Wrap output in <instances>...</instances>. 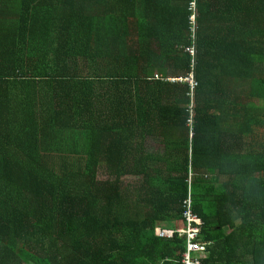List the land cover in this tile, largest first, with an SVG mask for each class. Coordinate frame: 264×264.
<instances>
[{"label": "trees", "instance_id": "16d2710c", "mask_svg": "<svg viewBox=\"0 0 264 264\" xmlns=\"http://www.w3.org/2000/svg\"><path fill=\"white\" fill-rule=\"evenodd\" d=\"M191 174L204 264H264V0H0V264H183Z\"/></svg>", "mask_w": 264, "mask_h": 264}, {"label": "built area", "instance_id": "2783aa9c", "mask_svg": "<svg viewBox=\"0 0 264 264\" xmlns=\"http://www.w3.org/2000/svg\"><path fill=\"white\" fill-rule=\"evenodd\" d=\"M196 5V4H195ZM194 5V6H195ZM196 10V6L194 7ZM197 16L192 17L193 32L194 37L196 38V34L198 31L197 27ZM193 58L194 63L196 64L198 49L196 46L192 48H188L187 50ZM187 81L192 86V97H194L196 87L198 86V82L196 81L195 75L192 74L190 78H187ZM191 112L190 123L193 125L194 118L196 116L195 106H191L189 108ZM194 134V133H193ZM194 174H191L189 179V197L184 202V220L185 226L183 228H164L157 226L155 228V233L158 237L161 238H175L176 235H180V237L187 238V252H185L183 257V264H204V260L209 255V246L210 243L202 241V228L204 226V222L202 218L195 212L194 209V197H193V182H194Z\"/></svg>", "mask_w": 264, "mask_h": 264}, {"label": "rangeland", "instance_id": "374dc122", "mask_svg": "<svg viewBox=\"0 0 264 264\" xmlns=\"http://www.w3.org/2000/svg\"><path fill=\"white\" fill-rule=\"evenodd\" d=\"M148 148L149 149H152V150H155V151H161L162 150V143L158 140L156 141H149L148 142ZM101 178L102 179H106L107 178V175L106 173L102 172L101 174ZM125 180V182L129 185H133L136 181H137V178L136 177H133V176H129L127 178H123Z\"/></svg>", "mask_w": 264, "mask_h": 264}, {"label": "crops", "instance_id": "0c3cea01", "mask_svg": "<svg viewBox=\"0 0 264 264\" xmlns=\"http://www.w3.org/2000/svg\"><path fill=\"white\" fill-rule=\"evenodd\" d=\"M184 227V225H181L179 228H183ZM173 229H176V228H173Z\"/></svg>", "mask_w": 264, "mask_h": 264}]
</instances>
